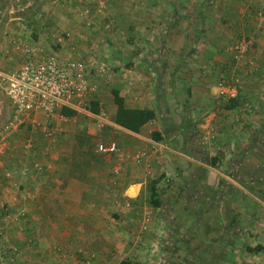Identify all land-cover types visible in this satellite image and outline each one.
Returning <instances> with one entry per match:
<instances>
[{"label": "crops", "instance_id": "crops-1", "mask_svg": "<svg viewBox=\"0 0 264 264\" xmlns=\"http://www.w3.org/2000/svg\"><path fill=\"white\" fill-rule=\"evenodd\" d=\"M152 1L133 5L119 3L117 10L120 6L121 18L112 12L116 3H108V14L120 20L107 21L109 16L102 19L103 25L97 22L108 28L121 25L124 34L118 37L114 33L94 31L89 22L84 23L75 16L57 22L66 34L58 45L66 58L88 61L98 56L99 61L112 68L120 66L114 61L119 63L131 56L141 61L134 58L133 70L121 69L120 92H103V83H100V91L93 101L62 107L75 115L64 116L60 108L50 121L54 130L53 145L40 128L33 126V123L47 124L42 113L32 115L20 133L11 134L13 137L10 135L0 145V166L11 165L7 168L12 178L0 185L4 187L0 207L5 205L11 209L7 219L0 221V247H4L1 264L134 262L136 254L155 247L158 242L154 239L162 234L158 228L159 208L153 209L145 203L150 184L156 182L161 190L172 173V179L176 180L177 174L183 178L191 174L190 184L197 180L199 183V192L194 195L196 213L172 207L173 215L183 217L182 247L195 244V239L185 237V231L196 236L197 264H264V196L248 193L231 175L220 172L219 161L215 168L211 167L217 152L216 148L208 149L209 141L205 137L223 123L216 92L219 79L231 71L226 46L239 37L254 36L259 45L255 56L261 58L263 67L259 72L264 75V46L261 45L264 0ZM124 5H128L125 10ZM12 40L38 42L36 37ZM7 43L4 41V45H10ZM11 52L8 55L0 51V65L5 72L20 64L13 48ZM8 56L12 61L7 60ZM132 73H136L134 82L141 75L147 85L134 86V96H129L130 87L125 84L133 85L127 79ZM113 91L118 92L127 108L152 110L155 118L140 133L115 125ZM92 103L96 104V114L90 110ZM100 103L106 112L109 107L110 113L107 112V125L98 129ZM153 133H160L162 141L153 140ZM225 138H228L226 133ZM147 140L161 143L165 148L163 153L153 156L148 165L125 166L118 177L112 175L113 159L96 152L97 144L115 141L128 154L145 146ZM27 142L34 147L28 156H20L17 147ZM227 149L224 148L225 159ZM35 165L40 167V172ZM24 172L28 176L23 177ZM158 178L161 179L157 182ZM221 182L227 189H220ZM185 184L188 185L186 181ZM21 185L27 187L23 189L27 193L18 191ZM235 188L243 192L231 193ZM172 198L170 207L177 199ZM195 214L197 220L193 221ZM20 219L24 220L20 222ZM188 220L195 225H188ZM149 221L141 241L139 225L144 227Z\"/></svg>", "mask_w": 264, "mask_h": 264}, {"label": "rangeland", "instance_id": "rangeland-1", "mask_svg": "<svg viewBox=\"0 0 264 264\" xmlns=\"http://www.w3.org/2000/svg\"><path fill=\"white\" fill-rule=\"evenodd\" d=\"M185 1L187 0H157L155 3H187ZM203 1L204 0H202L201 3H203ZM151 2L154 3L152 0H0V51L3 50L4 52H8V55H12L11 49L13 47L10 39L17 37L22 40H32L33 37H36L37 41L42 43L47 52L54 51L61 57H65L61 52V47L58 46L55 40L56 37H63L66 35H64L63 30L57 25V22L61 19L75 16L84 21V23L89 22L90 25L95 27L94 31L114 33V35L118 37L124 34L121 25L108 28L106 25L101 26L97 22L99 21L103 25L102 19H107L109 16L110 19L107 21L120 20L118 17H113L108 14V10L110 9L108 3H116L113 8L115 10H112V12H115L117 16L119 14L121 18V7L119 6L120 10H117V5H119V3H130L133 5V3ZM189 3H199V1L194 0V2ZM127 8L128 5L126 7L124 5V10ZM131 10L133 11V9ZM259 17H261V15ZM188 27L191 29V26ZM191 34L192 32L189 33V35ZM239 38L247 39L250 42V47L242 60L236 62L228 52V48L232 43L226 46L225 54L231 61V71L227 74H223L218 82L219 85L231 84L237 86V96L233 99L238 100V106L228 110L225 106L231 99H222L216 96V98L220 100L219 109L223 112V123L222 125L218 124L215 130L209 131L205 137L207 141H209V143H207L208 149L212 148L213 150L216 148V157L220 162L218 169L221 168L219 171L222 173L225 172L224 174L226 176L231 175L229 177L235 179L237 184L241 188L247 190L248 193H253L255 196L261 197L264 196V75H260L259 71L263 67L261 58L255 56L259 48L256 38L254 36H242ZM65 39L67 38L65 37ZM237 39L234 40L236 41ZM4 41H6V43L8 42L10 45H4ZM262 41L263 44L261 45L264 46V39H262ZM120 43L121 40L119 41V44ZM97 57L98 56H94L91 60L98 61L99 59H97ZM134 58L137 57L131 56L128 60L121 59L119 63L114 61L116 65L120 66L114 64L116 67H111L113 77L108 82H102L103 92L111 94L112 90L121 91V74H123L121 69L128 67V69L133 70L132 61ZM140 59L141 58H137L136 60ZM17 66L18 64L15 65L14 68ZM0 71L1 73L5 72L1 65ZM135 74L132 73L127 77L128 81L131 80L133 85L125 84L127 87L131 88L128 90L129 96L133 94L132 91L135 90V88H133L134 86H140V84L144 86L147 85V82H143L141 75L140 80L134 82L133 76H136ZM250 81L252 83L249 85L248 83ZM106 109L109 114L110 108L107 107ZM11 117V103L0 81V135L3 133V128ZM225 127L227 129H225ZM225 133L228 138L224 140ZM222 134H224V136ZM225 147L228 148L226 151L228 153L227 160L224 155ZM17 149L21 151H16L20 156H28L29 153L24 150L23 146L21 148L17 147ZM2 155L5 156L4 153ZM9 166L11 165L0 166V185L12 179L9 177L7 168ZM12 166L18 169L17 165ZM24 173L25 175H23V177L28 176L26 172ZM172 174H169L167 178L168 183L161 185V187L163 186L164 188L160 190L159 186L156 187L158 188V196L161 200V207L157 212V218L159 219L158 228L162 231V234L154 239L155 242H158L155 247H148L142 250L140 254H136V259L133 262L134 264H197L198 251L196 249V236H192V232L187 233L185 231V237H190L192 240L195 239L193 241L195 244H187L190 246L189 248L182 247L183 234H181V231L183 233L184 231L181 229L183 225L182 223L180 224V222L183 221V217L180 215L176 216V214L173 215L172 207L177 209L178 206L179 211L186 210L196 213V200H194L196 198L194 195L199 192V183L197 180L195 184H190L191 180H193L191 174L184 176V178L180 174H177V180L172 179ZM159 179L161 178H158L156 181L158 182ZM185 181L188 184L187 186ZM8 187L11 188V186H7V188ZM2 188L4 187L0 186V194ZM26 188L27 187L21 185L18 191L27 193V190L23 191V189ZM225 188L224 182H221L220 189L223 190ZM168 189L172 191V193H170ZM240 191L243 192L239 188L231 189V193L236 195H239ZM172 197H177L178 200L176 199L174 206L171 205L170 207L173 201ZM145 203H147V201ZM0 212V221H3L7 219L6 215L11 212V209L10 207L2 205L0 207ZM13 213L16 215L15 211H13ZM148 216L147 214L145 217L148 218ZM17 219L18 218H16V220ZM20 220V222H22L24 219ZM196 220L197 217L195 214L193 221ZM257 220H260V218ZM148 224H150V221L144 227L139 225V237L141 241L145 238L142 236V233L148 230ZM188 225L194 226L195 223L192 225V222L188 220Z\"/></svg>", "mask_w": 264, "mask_h": 264}, {"label": "built area", "instance_id": "built-area-1", "mask_svg": "<svg viewBox=\"0 0 264 264\" xmlns=\"http://www.w3.org/2000/svg\"><path fill=\"white\" fill-rule=\"evenodd\" d=\"M55 40L59 45L64 37H56ZM10 42L14 53L20 58V64L11 71L0 73L2 88L12 108V117L3 128L0 144L5 143L11 134L20 133L32 115L42 113L47 124L41 126L33 123V126L40 128L43 136L53 145L54 130L50 127V121L56 112L62 107L82 106L84 102L93 101L100 91V83L112 79V69L104 61L63 58L57 52H47L38 42H18L12 39ZM249 47L247 39L239 38L228 48V52L238 62ZM7 60L10 62L12 58L8 56ZM237 89L236 85L220 84L216 95L222 99H233L237 96ZM99 108L96 126L101 129L107 125L108 115L103 103H100ZM145 143V146L128 154L123 153L115 141L99 143L96 152L113 159L112 175L118 177L125 166L148 165L153 156L161 155L165 150L161 143L151 140ZM23 147L29 153L34 146L27 142ZM35 169L37 172L41 170L37 165ZM3 248L0 247V259L4 254Z\"/></svg>", "mask_w": 264, "mask_h": 264}, {"label": "trees", "instance_id": "trees-1", "mask_svg": "<svg viewBox=\"0 0 264 264\" xmlns=\"http://www.w3.org/2000/svg\"><path fill=\"white\" fill-rule=\"evenodd\" d=\"M113 102L116 106V112L112 119V122L130 132L133 133H140L141 128L147 124L148 122L152 121L155 118V113L152 110L149 109H131L127 108L124 104L123 99L119 96L118 92L113 91ZM238 106V100L237 99H231L227 102V105L225 106L226 109H234ZM91 112L96 114L98 112L96 104L92 103ZM64 116H73L75 115V112L68 110L66 108H62L59 111ZM151 138L155 141H162V137L160 133H153L151 135ZM218 162V158L215 157L211 160L210 166L215 168ZM156 182H153L150 184L149 187V194H148V205L153 209H158L161 207V200L159 198L158 191L156 189ZM120 264H134L131 261H122Z\"/></svg>", "mask_w": 264, "mask_h": 264}]
</instances>
